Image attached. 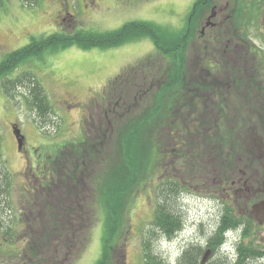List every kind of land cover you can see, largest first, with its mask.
Wrapping results in <instances>:
<instances>
[{
    "label": "trees",
    "instance_id": "trees-1",
    "mask_svg": "<svg viewBox=\"0 0 264 264\" xmlns=\"http://www.w3.org/2000/svg\"><path fill=\"white\" fill-rule=\"evenodd\" d=\"M20 1L30 7L40 2ZM199 1L194 5H199ZM191 23H194L193 18L183 28L175 30L150 20L133 19L106 31H54L31 37L0 59V92L4 89L9 93L18 83H27L28 103L44 119L52 106L36 76L22 73L16 78L9 77L29 59H40L46 52L72 45L82 49L110 48L147 36L155 47V53L108 80L105 86L108 104L102 108L105 121L102 144L99 143L102 149L99 146L96 149V140L90 143L89 139L80 142L79 147L72 146L73 152L85 147L80 154L76 152L78 158L83 154L98 164L93 184L106 216L101 251L94 264H112L116 259L121 262L123 244L120 238L126 229L123 218L130 194L157 172L160 173L156 180L151 226L147 230L149 236L143 239L144 264H170L152 250L150 239L156 231L171 238L182 228L183 218L175 208V198L182 191L190 190L192 184L203 186L209 182L210 185L214 183L215 188H226L233 182L226 192L230 196L232 192L247 190L248 184L264 182V56L259 57L255 51L257 57L247 76H235L232 67L228 68L232 77L225 82L208 74L204 65L201 68L191 65L188 50L192 31L187 30ZM136 69L141 71L137 79L135 72L131 73ZM245 139H249L248 143ZM70 166L71 177L75 169L70 173ZM11 175L0 157V232L9 243H13L15 230L12 223L6 224L3 212L11 209ZM36 187L33 190L32 187L22 188V198L26 202L30 200L29 195L37 193ZM47 193L41 192L43 200H47ZM29 205L24 207L28 209ZM44 210V219L34 217L27 221L23 217L28 227L23 228L26 246L21 254L31 264H43L45 260L42 253L45 250L39 248L41 237H36L38 242L33 239L35 221L41 223L37 230L40 232L53 228L54 223L58 228L52 206L47 204ZM242 217L224 202L218 224L204 244H188L177 258V264H201L206 250L210 251L203 264H258L264 258V248L249 239L250 224ZM229 231L236 237L234 251L230 249L221 255L220 249ZM18 234L16 238L20 237ZM211 255L216 258L211 259ZM55 257L54 251L49 253L48 262L55 264Z\"/></svg>",
    "mask_w": 264,
    "mask_h": 264
},
{
    "label": "rangeland",
    "instance_id": "rangeland-1",
    "mask_svg": "<svg viewBox=\"0 0 264 264\" xmlns=\"http://www.w3.org/2000/svg\"><path fill=\"white\" fill-rule=\"evenodd\" d=\"M1 2L0 59L27 43L31 37L54 31H106L133 19L150 20L178 30L191 5L190 0H40L37 6L32 7L22 5L20 0ZM251 32H254L251 36L257 43L254 36L259 33L253 28ZM152 53H155V47L148 36L110 48L82 49L72 45L46 52L40 59L31 58L9 76L16 78L22 73L36 76L46 91L52 110L44 119L39 117L37 110L28 103L25 82L18 83L9 93L4 89L0 92V157L5 160L13 182L11 209L4 211L3 216L6 224L12 223L15 230L13 243L5 241L0 232V264H31L21 254L26 246L22 237L23 228L28 227L27 221L34 220V217L44 219L47 204L55 211L58 228L54 223L53 228L40 232L37 230L41 223L35 221L36 235H33V239L41 237L38 241L39 248L45 250L42 252L45 258L43 264H51L47 258L53 251L55 264H94L100 255L106 216L93 184L98 164L83 154L78 158L79 151L85 147L72 154V146L79 147L80 141L89 139L90 143L96 140V149L98 146L102 149L105 125L102 108L108 104L105 91L108 80ZM228 59L230 66L233 58L230 55ZM228 70L227 74L222 71L217 77L229 81L232 72ZM133 72L136 79L137 74L141 75L138 69L131 70ZM246 74L239 73L238 76H247L249 72ZM13 124L18 126L23 136L22 149H19L13 133ZM245 140L248 143L249 139ZM69 166L70 173L75 169L71 180ZM117 167L118 164H115L114 168ZM159 173L152 178L150 176L130 194L123 218L126 229L120 238L123 244L122 260L119 263L116 259L112 264H144L143 239L149 236L147 230L151 226ZM35 176L42 182L44 190L39 187ZM61 178H65V183L61 182ZM34 186L39 189L35 195H29L30 200L26 202L22 198V188ZM214 186L209 182L203 186L192 184L190 190L182 191L175 198V208L183 218L182 228L171 238L156 231L150 239L152 250L170 264L178 263L177 258L188 244H204L218 224L224 202L249 221V239L264 248V205L253 207L263 199L264 182L248 184L247 190L232 192L230 196L223 187ZM45 191L48 192L47 200L41 197V192ZM25 204H30L28 209L24 207ZM17 234L20 237L16 238ZM50 237L57 238L56 244ZM225 238L221 255L230 249L234 251L235 234L229 231ZM210 258L216 257L211 255ZM258 264H264V258Z\"/></svg>",
    "mask_w": 264,
    "mask_h": 264
},
{
    "label": "flooded vegetation",
    "instance_id": "flooded-vegetation-1",
    "mask_svg": "<svg viewBox=\"0 0 264 264\" xmlns=\"http://www.w3.org/2000/svg\"><path fill=\"white\" fill-rule=\"evenodd\" d=\"M195 1L190 0V9L181 27L193 18L194 23L187 27L188 32L192 31L188 50L191 65L197 68L204 65L205 71L214 77L222 71L227 74L230 67L236 75L248 74L257 57L255 53L264 56V0H200L199 5H194ZM251 28L259 33L254 36L257 43L251 36L254 35ZM230 55L233 59L228 66ZM22 142L23 138L19 149H22ZM232 184L223 189L229 192ZM38 185L42 187V182L39 181ZM260 202L264 203V199Z\"/></svg>",
    "mask_w": 264,
    "mask_h": 264
},
{
    "label": "water",
    "instance_id": "water-1",
    "mask_svg": "<svg viewBox=\"0 0 264 264\" xmlns=\"http://www.w3.org/2000/svg\"><path fill=\"white\" fill-rule=\"evenodd\" d=\"M13 133H14V135H15V137H16V140H17V143H18V146H19V148H20V146H21V140H22V138H23V136H22V134L20 133V130H19V128H18V126L16 127V126H13ZM258 204H264L263 202H258L257 204H255V205H253V207H257V205ZM209 251L210 250H206L205 251V253L203 254V256H202V258H201V264H203L204 262H205V260L207 259V257H208V254H209Z\"/></svg>",
    "mask_w": 264,
    "mask_h": 264
}]
</instances>
